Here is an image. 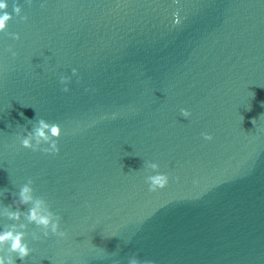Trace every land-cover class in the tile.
I'll use <instances>...</instances> for the list:
<instances>
[{
    "label": "water",
    "instance_id": "water-1",
    "mask_svg": "<svg viewBox=\"0 0 264 264\" xmlns=\"http://www.w3.org/2000/svg\"><path fill=\"white\" fill-rule=\"evenodd\" d=\"M7 3L0 231L32 249L16 264H264V0ZM41 118L61 127L56 154L18 139ZM29 179L65 237L28 223L32 205L4 215Z\"/></svg>",
    "mask_w": 264,
    "mask_h": 264
},
{
    "label": "clouds",
    "instance_id": "clouds-1",
    "mask_svg": "<svg viewBox=\"0 0 264 264\" xmlns=\"http://www.w3.org/2000/svg\"><path fill=\"white\" fill-rule=\"evenodd\" d=\"M31 4V0H28ZM43 7V5H41ZM8 3L7 0H0V32H6L7 25L10 20L13 19L12 14L7 11ZM21 7L19 4H13V12L16 16H19L21 20L26 21L27 16H21ZM13 39H20L19 34L12 33ZM11 51V48L8 49ZM13 56L16 55L15 52L12 53ZM73 75H76V69L72 70ZM69 77H61L60 83L67 85L69 82ZM63 91L67 92L69 89L67 87L63 88ZM181 114L183 117L187 118L191 113L186 109H181ZM61 136V127L56 123H48L44 119H39L37 124L33 126L31 131L27 132L25 136L23 133L18 134V139L22 147L32 149L33 151H43L45 153L56 154L59 152L57 141ZM55 138V139H53ZM205 140H212V136L204 134ZM35 140V144H33ZM50 144L48 148H41V144ZM147 167L153 172H158L159 165L155 162H147ZM169 178L166 174H156L149 175L147 177V183L149 184L150 191H156L157 189H162L168 184ZM33 180L29 179L19 190V199L14 201L17 204L15 211L11 210V207H6L4 210V215L11 221H19L22 215L20 211V206L22 205H32L28 208L26 219L28 223L34 224L37 227L43 229V236L48 237L51 233L58 237H65L67 234L60 230V216L54 214L51 210H47L44 205L45 200L40 197H34V189L32 187ZM20 229L26 228V225L20 224ZM25 232L17 230V225L13 223L6 227L5 230L0 231V245H5L7 247V255H0V264H16V258L18 257L21 261L26 260L30 255L32 249L25 242ZM41 237L39 235L33 236V239L39 240ZM129 264H152L151 261L141 262L138 258L133 257L129 260Z\"/></svg>",
    "mask_w": 264,
    "mask_h": 264
}]
</instances>
